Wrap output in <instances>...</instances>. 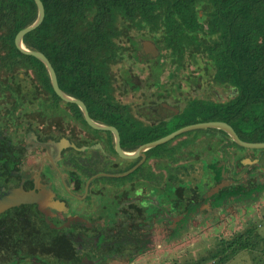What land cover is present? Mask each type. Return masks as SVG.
I'll return each instance as SVG.
<instances>
[{
	"label": "flooded vegetation",
	"instance_id": "1",
	"mask_svg": "<svg viewBox=\"0 0 264 264\" xmlns=\"http://www.w3.org/2000/svg\"><path fill=\"white\" fill-rule=\"evenodd\" d=\"M140 32L132 31L135 49L133 36L120 38L127 47L116 62L102 53V75L91 45L57 43L53 60L25 46L46 55L57 88L42 60L45 70L0 62V197L31 194L0 211V264H137L157 258L159 246L212 243L223 229L254 223L249 216L264 205V147L216 127L142 147L199 122L205 112L192 104L233 93L212 76L190 75L194 63L163 57ZM9 47L0 44V57ZM231 126L252 142L263 127L256 117Z\"/></svg>",
	"mask_w": 264,
	"mask_h": 264
},
{
	"label": "trees",
	"instance_id": "2",
	"mask_svg": "<svg viewBox=\"0 0 264 264\" xmlns=\"http://www.w3.org/2000/svg\"><path fill=\"white\" fill-rule=\"evenodd\" d=\"M41 1L43 20L24 34L25 46L40 49L53 60L57 43L91 45L95 74L102 75V53L116 62L127 47L121 46L120 38L133 36L134 45L132 31H141L155 38L163 57L202 64L203 74L231 87L233 96L224 102L191 105L205 112L198 121L223 120L249 127L256 117L263 127H256L251 138L264 141V119H260L264 115V0ZM36 13L34 0H0V44L10 46L5 52L11 54L0 57L1 63L22 62L45 70L39 58L20 52L14 43L16 32L31 23ZM210 110L216 114H209ZM261 239L256 226L247 224L219 238L210 247L211 258L227 262L240 250L256 249ZM257 250L264 252L263 245Z\"/></svg>",
	"mask_w": 264,
	"mask_h": 264
},
{
	"label": "rangeland",
	"instance_id": "3",
	"mask_svg": "<svg viewBox=\"0 0 264 264\" xmlns=\"http://www.w3.org/2000/svg\"><path fill=\"white\" fill-rule=\"evenodd\" d=\"M201 65L202 64H200V67H198L196 64L190 65L188 67V70H191L190 75H193L194 73L196 74L198 73L199 75H202L203 69L201 68ZM113 69L117 71L119 69V66L116 65L113 67ZM136 70L139 71L142 77L147 75L144 69L140 71V68H136ZM180 85L184 87L183 91H188L185 90L186 89L185 84L183 85V83L181 82ZM146 91L149 90L147 89ZM199 92H204L205 95L208 94L205 89H200ZM184 102H185L184 100H181L179 102V105L180 106L184 105ZM197 132H199V130L193 132L190 131L189 133L197 134ZM255 214H252V216L251 217L249 216V218L255 219L253 225L256 226L257 231L262 236V239L259 242L260 244H258V247H256V249H251V250L243 249L238 251L227 262L222 263L219 262L218 260L217 261L212 260L210 254V247L215 243V241L211 243L209 238L207 240H203L197 243L185 245L181 248L174 247V250L173 248H170L165 252L164 250L161 251L162 247L159 246V250L157 251L158 253L157 258H153V259L143 258L137 264H264V252H262L261 250L260 251L257 250L261 245H263V249H264V205L261 206L260 209H258V212ZM244 224H245L244 222H238L231 229L229 228L223 229V231L220 232V235L223 234L225 235V237H227L231 235V233H233L234 231L242 229Z\"/></svg>",
	"mask_w": 264,
	"mask_h": 264
},
{
	"label": "water",
	"instance_id": "4",
	"mask_svg": "<svg viewBox=\"0 0 264 264\" xmlns=\"http://www.w3.org/2000/svg\"><path fill=\"white\" fill-rule=\"evenodd\" d=\"M34 1L36 3V7H37L36 17L34 18V20L31 23L20 28L16 32V34L14 36V43H15V46L17 47V49H19L21 52L36 56L37 58H39L40 60L43 61V63L45 64V66L47 67V69L49 71V74L51 76V80H52L54 87L57 88L55 72H54V69H53L50 61L46 57V55L41 51L29 49V48L25 47V45L22 42V38H23L24 34L28 31L34 29L36 26H38L42 22L43 17H44V5H43L42 1L41 0H34ZM144 43H148L149 45L152 44L150 41H145ZM103 127H107V126L103 125ZM195 127H216V128H220V129L224 130L225 132H227L231 136V138L240 145L251 146V147H264V141L252 142V141L242 140L241 138H239V136L237 135V133L235 132L233 127L229 123H227L226 121H223V120H206V121H199V122H195V123H189V124H187L181 128L173 130V131H171V132H169V133H167L161 137H158V138H156L150 142H146L145 144H143L142 147H147L150 145H155V144L161 143V142L169 139L170 137H172L176 133H179V132L187 130V129L195 128ZM114 131L116 132L115 129H114ZM119 152L121 154H124V152H122L121 150H119ZM217 187L218 186H216L214 189H212V192L216 191ZM30 197H31V194H26L23 192L18 193V194H16V193L12 194L11 193V194L5 195L3 197H0V211L3 210L7 206H10L14 203L21 201V200H27Z\"/></svg>",
	"mask_w": 264,
	"mask_h": 264
}]
</instances>
